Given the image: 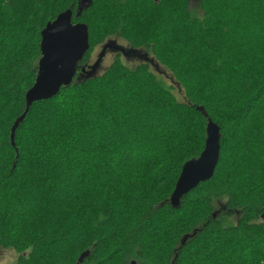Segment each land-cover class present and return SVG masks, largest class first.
Returning <instances> with one entry per match:
<instances>
[{"label": "trees", "instance_id": "1", "mask_svg": "<svg viewBox=\"0 0 264 264\" xmlns=\"http://www.w3.org/2000/svg\"><path fill=\"white\" fill-rule=\"evenodd\" d=\"M79 1L0 0V248L16 264H264V0H93L75 18ZM70 8L90 49L13 146L41 33ZM112 38L152 52L175 86L120 51L89 76ZM198 107L221 129L220 160L175 209L205 147Z\"/></svg>", "mask_w": 264, "mask_h": 264}, {"label": "water", "instance_id": "2", "mask_svg": "<svg viewBox=\"0 0 264 264\" xmlns=\"http://www.w3.org/2000/svg\"><path fill=\"white\" fill-rule=\"evenodd\" d=\"M93 0H81L78 3L75 18L81 17L83 11ZM74 11L70 8L60 13L53 22H49L41 33V59L39 61L36 81L26 94V112L16 120L11 132L12 145L15 146V132L32 105L39 101L50 100L57 96L63 87L70 86L78 73V65L90 49L89 27L85 23H73ZM122 52L126 57H142L136 50H126L115 41L104 45L96 63L90 66L88 75L96 74L107 49ZM86 72V68L83 69ZM208 120L205 147L199 158L187 161L182 168L170 203L178 209L182 198L209 181L215 174L221 153V129L207 114L204 107H198ZM185 243V239L182 241ZM84 255H82L81 259ZM132 264H137L133 261Z\"/></svg>", "mask_w": 264, "mask_h": 264}, {"label": "rangeland", "instance_id": "3", "mask_svg": "<svg viewBox=\"0 0 264 264\" xmlns=\"http://www.w3.org/2000/svg\"><path fill=\"white\" fill-rule=\"evenodd\" d=\"M190 1V5L193 8V10L198 11V0H189ZM199 12V11H198ZM112 40H114L117 45L125 48L126 50H131L129 44L124 41L123 39L120 38H112ZM105 44L99 45L93 55L92 58L90 60V65H94L96 63V61L98 60L100 54L103 51V47ZM117 51L116 50H112V49H107L105 55L102 58V61L100 63V67L97 70V74H101L103 73L114 61L115 55H116ZM142 55V57H137V56H132V57H127L126 59H124V61L126 62V64H128L129 66H137L140 62L142 61H148L151 63L152 66V70L159 74L160 76H162L164 79H166V81L168 82V84L174 85L175 83L172 82V77L170 72L163 67L162 65H160L156 59V57L153 55L152 52H148L145 53L144 51H142V53H140ZM19 257V254H17L14 250H5V249H1L0 248V264H16L17 259Z\"/></svg>", "mask_w": 264, "mask_h": 264}]
</instances>
